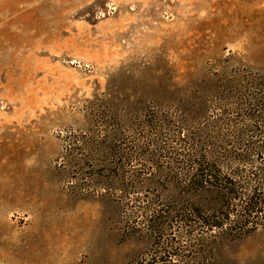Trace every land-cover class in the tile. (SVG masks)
<instances>
[{
	"label": "rangeland",
	"instance_id": "rangeland-1",
	"mask_svg": "<svg viewBox=\"0 0 264 264\" xmlns=\"http://www.w3.org/2000/svg\"><path fill=\"white\" fill-rule=\"evenodd\" d=\"M248 74L264 78V0H0V264L151 261L149 214L127 204L180 208L181 139L257 125ZM173 230L183 248L159 264H264L262 228Z\"/></svg>",
	"mask_w": 264,
	"mask_h": 264
},
{
	"label": "trees",
	"instance_id": "trees-1",
	"mask_svg": "<svg viewBox=\"0 0 264 264\" xmlns=\"http://www.w3.org/2000/svg\"><path fill=\"white\" fill-rule=\"evenodd\" d=\"M246 77L243 85L247 88V96L241 115L257 125H245L220 143L205 142L197 133L187 137L188 142L186 138L181 139L183 154L178 155L186 160H178L176 189L180 208L167 207L163 203L159 208V200H148L151 206L139 204L134 210L127 204L124 213L130 211L135 222L149 214L147 229L160 245L155 257L146 264H159L163 258H171V261L177 255L175 252L182 250L183 247L170 237L175 226L177 231H184V235L200 231L213 237L224 236L231 242L242 240L259 228L264 229V169H258L260 173L253 177L242 176L243 170L247 171L255 164L264 165L261 162L264 161V78L257 74ZM118 126H111L114 134L109 137L110 142L121 138L122 131ZM258 137L263 140H256ZM109 149L112 151V147ZM116 153L118 155L110 156L123 164L127 159L129 162L141 160L142 156L135 151L129 158L126 157L128 154ZM130 183L124 189L126 196L145 187L143 181L136 179ZM197 242L205 245L203 240Z\"/></svg>",
	"mask_w": 264,
	"mask_h": 264
}]
</instances>
